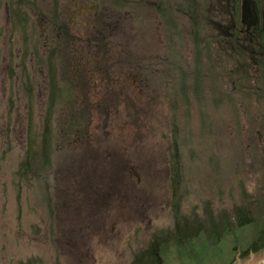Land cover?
I'll return each instance as SVG.
<instances>
[{"label": "rangeland", "instance_id": "1", "mask_svg": "<svg viewBox=\"0 0 264 264\" xmlns=\"http://www.w3.org/2000/svg\"><path fill=\"white\" fill-rule=\"evenodd\" d=\"M114 1L0 0V264H131L182 216L222 227L228 217L232 232L218 245L202 233L165 243L161 264H264V248L249 251L264 229V64L250 71L244 53L219 49L218 27L192 22L193 7L177 4L173 35L167 13ZM172 38L187 57L189 102L171 112V102H136L128 70L127 98L96 109L93 125L82 118L94 104L77 74L90 88L84 70L101 73L103 53L112 70L157 48L167 63ZM164 79L167 65L166 92ZM30 143L40 176L22 169ZM95 176L111 177L106 206L95 194L89 210L85 196L67 202L65 186L78 193ZM237 211L256 222L238 229Z\"/></svg>", "mask_w": 264, "mask_h": 264}, {"label": "flooded vegetation", "instance_id": "2", "mask_svg": "<svg viewBox=\"0 0 264 264\" xmlns=\"http://www.w3.org/2000/svg\"><path fill=\"white\" fill-rule=\"evenodd\" d=\"M74 1L75 3H79V0ZM112 1L116 3L114 0ZM118 2L119 6H124V8L130 9L135 6L136 8H140L142 12L146 10L153 11L154 8H156V12L160 13L159 16L162 15L163 18L166 15L165 13H167L169 19L164 18V22H171L173 35L175 32L174 19L175 13L177 12V4L179 3V5L182 7H193L194 17H191V15H189L190 20L192 19V22L198 20L199 23H207V21L209 20L212 24L218 27L220 32L219 36L216 38V42L219 49L231 52L233 55H237L238 57L240 55V52L244 53L247 59L251 62L248 66L250 67V71L251 69H253L255 70V72H257L258 66L262 65V63L264 64V0H119ZM75 7L77 8V6ZM81 10L84 11V9ZM184 12L185 15L188 14L187 11ZM85 14L86 17H89V19L92 17V20L94 22L98 18L97 12L95 14H92L90 12H81L80 15L85 16ZM93 16L95 17L94 19ZM156 17H158V15H153L152 18ZM63 30H65V27L63 28ZM66 31V34L68 35L67 37H70L72 32L68 31V29H66ZM163 32H165V30H163ZM172 40L173 41H171L168 45L169 48L167 53V63H165V60L160 57V50L159 48H157L155 52L149 53L147 55H142L138 59L135 67H115L112 70L111 68L109 69L106 54L103 53L101 55L103 59H101L97 63V66L100 64H102L103 66L97 67V69L101 70V73H99V77H101V79L104 78L102 79V81H105L103 85L97 86L95 78L99 74H97L95 70H93L91 74L89 72L90 70H84V74L85 71H87L86 75H90L89 77H92V81H94L90 88H88L87 84L84 82V79L82 81L80 80V73L79 75L77 74V76H79V82H74V85L78 89L77 91L89 97L87 99H89L90 104H94L93 107L88 106L87 108H85V110H83L84 113L82 114H84V117L82 118L86 119L87 122L90 120L89 123L93 125V112H95L96 109L105 107L102 105H105L107 104V102L111 101V98L119 99V101L120 99L127 98L128 92L126 88L127 86H130V84L129 82L127 83L125 79L126 77L130 76L128 70H133L132 72L136 81V102L140 104L156 103L158 100H161L164 104H168L169 102H171L169 106L171 108L170 112L172 110L174 111L176 100L177 102L178 100L181 101L183 104L189 102L192 97V89L191 80H189L190 75L188 74L189 72H186L185 68L186 66H189L186 63L187 57L176 52L177 49L174 47L175 39L172 38ZM104 45L105 43L103 45L99 43V46H101L102 48H104ZM165 65H167L168 80H163V87H165L166 85V92L162 91L163 89L160 85V77L164 74ZM246 66L247 64L243 67ZM81 74H83V72ZM84 74L82 75V77H85ZM255 78L254 80L257 81V79ZM121 81H123V83H121ZM78 101L82 100L79 99ZM85 102L87 101L85 100ZM85 102L79 104H84ZM175 115L176 114H174V116L172 117L173 119H175ZM93 132L95 133L96 131L93 130ZM84 147L86 146L84 145ZM72 181H74V183H78L77 179H72ZM82 182L84 183V186L78 190V193L73 192L75 188L71 189L72 192H70L68 187H64L66 191V193L64 192V196H69L67 202L71 201L75 206L78 199H83L82 196H85V200H83L84 202L82 201L83 206H86L87 210H89V207L96 206L97 199L95 197H92V194H95L101 195L102 200L104 201V206L107 205L106 200L109 199L112 194L111 177L105 176L103 177V181H101L99 177L95 176L93 182H89L88 179ZM100 182L103 183V188L105 187V185H107V191L102 190L96 192L97 188H95V186ZM81 193L82 195L80 196ZM92 199H94L95 201H93ZM66 205L68 206V204Z\"/></svg>", "mask_w": 264, "mask_h": 264}, {"label": "trees", "instance_id": "3", "mask_svg": "<svg viewBox=\"0 0 264 264\" xmlns=\"http://www.w3.org/2000/svg\"><path fill=\"white\" fill-rule=\"evenodd\" d=\"M258 82V81H257ZM33 140H31L32 142ZM33 143H30V148L27 151L28 160L22 163V169L27 173L35 176H40L39 173V165L37 160V153L32 150ZM47 150V149H44ZM42 168V167H41ZM175 205V204H174ZM175 210L177 208L175 207ZM236 227L242 228L244 226L252 224V222H256L251 219V214H248L244 211L236 212ZM226 223L224 224L225 229L222 230V225H218L213 221H203L195 217V220H191L188 217L182 216L176 221V228L173 232H166L156 235L149 246V248L145 251L140 252L136 258L132 261L131 264H161L163 262V255L161 253L162 249H164L163 244L165 243H175L178 247L185 246L187 242L194 239L199 233H202L208 244L218 245L222 241L223 238L229 236L232 232V223L229 222L228 217ZM261 224V223H260ZM264 227V226H263ZM259 238H257L250 246L249 251L253 253H257L264 248V229L260 231ZM195 236V237H193ZM192 238V239H191ZM161 246L162 249H161Z\"/></svg>", "mask_w": 264, "mask_h": 264}]
</instances>
